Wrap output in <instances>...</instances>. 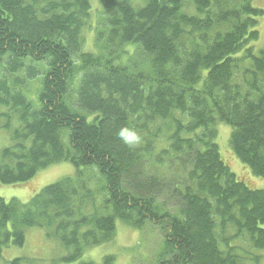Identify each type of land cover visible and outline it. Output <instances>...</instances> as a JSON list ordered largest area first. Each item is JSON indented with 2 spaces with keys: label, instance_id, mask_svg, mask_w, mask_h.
<instances>
[{
  "label": "trees",
  "instance_id": "1",
  "mask_svg": "<svg viewBox=\"0 0 264 264\" xmlns=\"http://www.w3.org/2000/svg\"><path fill=\"white\" fill-rule=\"evenodd\" d=\"M93 1L0 0V115L12 139L0 147V183L59 162L101 174L90 186L97 172L79 170L27 203L0 196V255L43 227L71 249L54 264L73 263L120 220L160 228L156 264H261L264 188L230 165L234 154L264 179V48L254 46L264 12L252 0H99L93 27ZM28 58L47 64L37 104L24 91L40 74ZM221 123L232 128L226 160Z\"/></svg>",
  "mask_w": 264,
  "mask_h": 264
},
{
  "label": "rangeland",
  "instance_id": "2",
  "mask_svg": "<svg viewBox=\"0 0 264 264\" xmlns=\"http://www.w3.org/2000/svg\"><path fill=\"white\" fill-rule=\"evenodd\" d=\"M252 5L261 9L264 12V0H252ZM102 8L99 0L93 1V11L91 17L87 22V26L93 27L99 25L102 19ZM89 28V27H88ZM258 29L260 31V38L254 43L256 50L259 52L264 48V13L259 18ZM85 29V45L86 51L95 50L94 34ZM6 57L0 58V68L5 63ZM27 66H34L40 70V74L27 84V90L24 89L29 99L38 103V89L41 84L42 78L47 69L45 61H37L28 58L26 60ZM40 81V83H39ZM29 90V91H28ZM8 110L6 107H0V112ZM6 118L0 115V147H8L12 144L10 132L4 128ZM13 124L17 125L18 121L16 116L13 118ZM231 126L221 123L218 126V144L220 152L224 159L228 158V154H233L230 146V134ZM63 141L65 144H69L67 131H64ZM232 170L238 176H244L248 174V177L256 183V186L264 188V179L254 176L251 171L233 154L231 155ZM228 163V162H227ZM90 169V170H87ZM79 170L89 172H97L98 176H101L96 166H88L77 168L70 162H59L46 169L40 170L34 178L25 184L9 185L0 183V196L6 199L16 198L22 203H27L37 192L43 187L56 182L57 180L65 176L79 177ZM94 170V171H92ZM97 173L95 175H97ZM90 186L96 182V177L91 179ZM168 195L164 194L160 198L161 200L167 199ZM116 233L112 240L98 245L96 247L87 248L83 256L76 262L59 264H80L83 261H92L98 264H102L103 258L106 255H115V264H156L157 257L163 252V234L159 227L152 224H147L143 229H136L124 224L122 221L117 220ZM231 231V229L229 230ZM26 240L22 246H8L4 247L2 254L0 255V264H8L9 261L20 258L21 264H54V261H60L63 257L71 252L70 248L65 247L58 239L50 238L47 236V230L43 227H30L25 230ZM247 236V235H246ZM241 238L237 239L239 243ZM246 247H250L249 238L247 236ZM244 246V247H245ZM254 253L263 256L264 264V249H253Z\"/></svg>",
  "mask_w": 264,
  "mask_h": 264
},
{
  "label": "clouds",
  "instance_id": "3",
  "mask_svg": "<svg viewBox=\"0 0 264 264\" xmlns=\"http://www.w3.org/2000/svg\"><path fill=\"white\" fill-rule=\"evenodd\" d=\"M120 137L123 140L124 143L128 144L129 146H131L133 144V139L129 138L128 136L125 135L124 131L120 132ZM138 140V137L136 138Z\"/></svg>",
  "mask_w": 264,
  "mask_h": 264
}]
</instances>
